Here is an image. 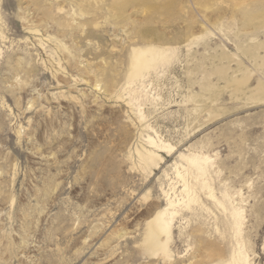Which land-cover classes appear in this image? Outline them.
<instances>
[{
	"label": "rangeland",
	"instance_id": "1",
	"mask_svg": "<svg viewBox=\"0 0 264 264\" xmlns=\"http://www.w3.org/2000/svg\"><path fill=\"white\" fill-rule=\"evenodd\" d=\"M0 264H264V0H0Z\"/></svg>",
	"mask_w": 264,
	"mask_h": 264
},
{
	"label": "bare ground",
	"instance_id": "2",
	"mask_svg": "<svg viewBox=\"0 0 264 264\" xmlns=\"http://www.w3.org/2000/svg\"><path fill=\"white\" fill-rule=\"evenodd\" d=\"M163 54L160 51L151 50L149 55L141 52L140 55H137L134 59V63L132 61L133 66V75L140 76L143 74L145 69H148L149 64L152 61H155L156 58H163ZM154 141L152 140L151 143ZM153 152L142 153V160L143 163L147 166H151V164L156 163V159L153 156ZM178 203L170 199L168 201V205L174 206ZM180 203V200H179ZM178 203V204H179ZM175 210L170 211L169 209H164L162 211L157 212L158 214L154 217L153 221L148 225V231L146 233L144 246L147 247V252L149 255L154 256L155 254L159 253H167L169 248V241L171 238V222L176 215V208ZM168 211V212H167Z\"/></svg>",
	"mask_w": 264,
	"mask_h": 264
}]
</instances>
